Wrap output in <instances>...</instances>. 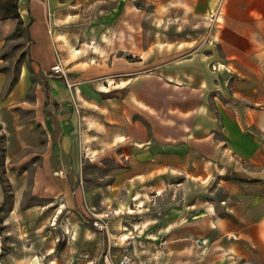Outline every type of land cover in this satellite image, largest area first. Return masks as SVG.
<instances>
[{
    "label": "crops",
    "instance_id": "0c3cea01",
    "mask_svg": "<svg viewBox=\"0 0 264 264\" xmlns=\"http://www.w3.org/2000/svg\"><path fill=\"white\" fill-rule=\"evenodd\" d=\"M97 2L140 21L149 4L152 21H191L197 36L158 37L148 72L77 87L72 121L46 29L45 8L62 0H17L35 42L28 62L5 65L17 19L0 20V264H264V127L247 120L264 71V0ZM83 147L102 179L83 180ZM85 209L118 219L106 252Z\"/></svg>",
    "mask_w": 264,
    "mask_h": 264
},
{
    "label": "rangeland",
    "instance_id": "374dc122",
    "mask_svg": "<svg viewBox=\"0 0 264 264\" xmlns=\"http://www.w3.org/2000/svg\"><path fill=\"white\" fill-rule=\"evenodd\" d=\"M97 1L62 0L61 5L45 8L46 29L52 53L51 65L56 61L61 63L65 75L60 78L70 91L69 107L65 111H71V115L67 120H74V91L77 87L81 92H83L82 88L88 91V87L92 90H103L106 84L134 76L137 72L134 68L136 65H142L145 71L151 60L150 53L146 51L151 50L150 45L158 41V37L165 42L163 44L165 46L167 41H184L197 36L198 31L192 30L191 21L183 24L152 21L149 4L141 6L144 14L142 21L140 15L134 14H126L123 21L124 19L120 18L124 7L99 4ZM34 42L23 22L15 34L6 39L1 54L5 65H20L22 62H28L29 46ZM260 77L259 93L252 103V111H248L249 115L247 113L249 117L247 120L249 122L253 120L249 125L251 131L264 127V71L262 70ZM244 103L246 102H242ZM88 159L86 147H83L80 161L83 180L88 179L92 183L91 177L102 179L108 170L104 171L101 163L92 164ZM79 184H82V188L83 184L84 187L86 186L84 182ZM112 215L103 214L96 209H85L84 213H81L82 223L95 233L97 239L104 241V246L97 245L101 252H106L109 247L110 230H121L114 225L118 219H114ZM95 221L102 222L105 228L98 229L94 226ZM134 248L132 245L126 254L137 263L139 259L135 256ZM149 249L150 247H143V253L149 254ZM101 260L102 258L97 264H101Z\"/></svg>",
    "mask_w": 264,
    "mask_h": 264
},
{
    "label": "trees",
    "instance_id": "16d2710c",
    "mask_svg": "<svg viewBox=\"0 0 264 264\" xmlns=\"http://www.w3.org/2000/svg\"><path fill=\"white\" fill-rule=\"evenodd\" d=\"M8 18H16L17 19V27L16 30L11 34H15L18 27L23 24V21L20 19L17 0H0V20L8 19ZM44 88L48 93V85L44 84ZM108 96L112 95V93H107ZM2 158V149L0 148V163Z\"/></svg>",
    "mask_w": 264,
    "mask_h": 264
},
{
    "label": "built area",
    "instance_id": "2783aa9c",
    "mask_svg": "<svg viewBox=\"0 0 264 264\" xmlns=\"http://www.w3.org/2000/svg\"><path fill=\"white\" fill-rule=\"evenodd\" d=\"M50 73L53 75H56L58 77H64V71L63 67L60 62L56 61L50 68ZM66 77V76H65ZM69 85V84H68ZM56 175H59L60 173L55 172ZM94 226H96L98 229L102 230L105 228V225L102 222L95 221ZM130 260L127 256H123L121 260L119 261V264H129Z\"/></svg>",
    "mask_w": 264,
    "mask_h": 264
}]
</instances>
